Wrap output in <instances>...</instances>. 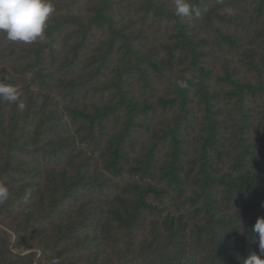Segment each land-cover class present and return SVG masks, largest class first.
<instances>
[{"label":"trees","instance_id":"obj_1","mask_svg":"<svg viewBox=\"0 0 264 264\" xmlns=\"http://www.w3.org/2000/svg\"><path fill=\"white\" fill-rule=\"evenodd\" d=\"M132 1L52 0L47 44L0 34V83L24 104L0 99V264L259 254L264 0H187L207 8L191 20Z\"/></svg>","mask_w":264,"mask_h":264},{"label":"clouds","instance_id":"obj_2","mask_svg":"<svg viewBox=\"0 0 264 264\" xmlns=\"http://www.w3.org/2000/svg\"><path fill=\"white\" fill-rule=\"evenodd\" d=\"M174 4L175 14L182 19H202L207 12V8L194 7L187 0H174ZM54 11L52 0H0V34L12 42L47 44V21ZM180 86H184L183 82ZM0 99L18 103L21 109L24 107L20 102V93L14 86L0 83ZM8 198L7 187L0 185V203ZM251 231L258 234L259 254L250 253L243 264H264V258H261L264 257V217L256 219Z\"/></svg>","mask_w":264,"mask_h":264},{"label":"rangeland","instance_id":"obj_3","mask_svg":"<svg viewBox=\"0 0 264 264\" xmlns=\"http://www.w3.org/2000/svg\"><path fill=\"white\" fill-rule=\"evenodd\" d=\"M122 1V3H123V6H124V8H126L127 6H129V4H131V7L133 8H137V4H135L132 0H121ZM166 2H168V3H170V4H174V2H172L171 0H165ZM248 4H249V2H248ZM247 4V5H248ZM175 5V4H174ZM126 6V7H125ZM244 7H246V4H242L241 5V8H244ZM117 8V12L118 13H122V11L120 10V8L119 7H116ZM124 10V9H123ZM237 12H238V10H237ZM239 12H241V11H239ZM238 12V13H239ZM253 14H254V12H253ZM126 15V14H125ZM237 15V14H236ZM133 16H134V18L135 19H138V16L136 15V13L134 12L133 13ZM245 16V15H244ZM198 25L200 24V23H197ZM196 24V25H197ZM226 27V26H225ZM226 29H229L228 27H226ZM155 33V29H154V27H149L148 28V30H147V34H150V35H152L153 36V34ZM162 33H157L156 34V38H157V41H158V43H157V45H159L160 44V42H159V38L160 37H162L163 35H161ZM6 231H8V232H10L9 230H6ZM17 241H18V239H17V237L13 234V236H12V239H11V249H13L15 252H18V251H16L15 250V244L17 243ZM31 252H34L35 253V259H34V262H35V264H47L46 263V261H45V258H44V256H43V253H42V251L41 250H35V249H28V250H24L23 251V255H26V254H28V253H31Z\"/></svg>","mask_w":264,"mask_h":264}]
</instances>
